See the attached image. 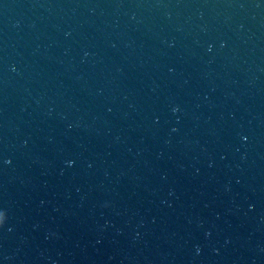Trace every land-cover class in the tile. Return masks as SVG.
<instances>
[{
	"label": "water",
	"instance_id": "95a60500",
	"mask_svg": "<svg viewBox=\"0 0 264 264\" xmlns=\"http://www.w3.org/2000/svg\"><path fill=\"white\" fill-rule=\"evenodd\" d=\"M0 264H264V0H0Z\"/></svg>",
	"mask_w": 264,
	"mask_h": 264
}]
</instances>
